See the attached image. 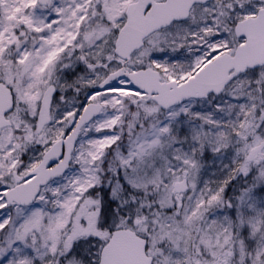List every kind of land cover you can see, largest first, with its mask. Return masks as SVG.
Instances as JSON below:
<instances>
[{
  "label": "snow or ice",
  "instance_id": "snow-or-ice-1",
  "mask_svg": "<svg viewBox=\"0 0 264 264\" xmlns=\"http://www.w3.org/2000/svg\"><path fill=\"white\" fill-rule=\"evenodd\" d=\"M0 264H264V0H0Z\"/></svg>",
  "mask_w": 264,
  "mask_h": 264
}]
</instances>
